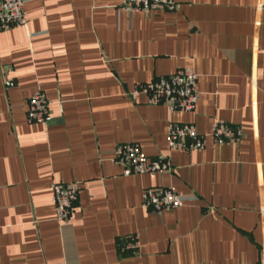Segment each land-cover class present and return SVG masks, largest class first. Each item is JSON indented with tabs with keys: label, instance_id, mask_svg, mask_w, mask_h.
<instances>
[{
	"label": "crops",
	"instance_id": "1",
	"mask_svg": "<svg viewBox=\"0 0 264 264\" xmlns=\"http://www.w3.org/2000/svg\"><path fill=\"white\" fill-rule=\"evenodd\" d=\"M122 1L25 0L26 26L0 30V264H264V0L132 14ZM178 69L197 76L193 111L129 97ZM36 89L52 102L44 125L26 120ZM215 121L238 143L168 147L169 123L208 135ZM125 144L168 171L125 175L110 161ZM74 182L59 224L50 186ZM155 188L183 205L155 215Z\"/></svg>",
	"mask_w": 264,
	"mask_h": 264
},
{
	"label": "built area",
	"instance_id": "2",
	"mask_svg": "<svg viewBox=\"0 0 264 264\" xmlns=\"http://www.w3.org/2000/svg\"><path fill=\"white\" fill-rule=\"evenodd\" d=\"M25 0H0V30L7 31L15 27H25L27 19L24 12ZM121 8L126 12L150 13L160 9L178 10L175 0H123ZM197 76L191 69H178L173 75L159 78L148 83L136 84L129 97L136 101L143 96L148 106H164L171 114L191 112L198 101ZM52 102L45 94L36 89L27 100L26 120L29 124H47L51 120L49 108ZM214 144L238 143L241 137L239 128L222 121L212 123L208 135L198 134L195 128L187 124L169 123L166 130L167 145L180 152L201 151L206 138ZM112 164L121 166L125 175H143L164 173L169 165L158 160L150 161L136 144L115 147L111 152ZM50 197L55 209L57 223H66L73 204L77 199L78 183L50 186ZM183 196L172 188L148 189L143 195V205L155 215L178 209L183 205ZM136 240L126 237L120 243L121 251L135 252ZM264 261V252H262ZM259 264H263L259 262Z\"/></svg>",
	"mask_w": 264,
	"mask_h": 264
}]
</instances>
